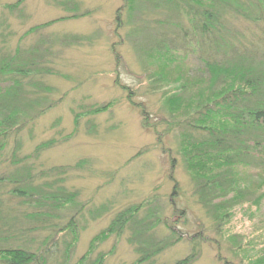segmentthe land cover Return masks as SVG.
Instances as JSON below:
<instances>
[{
    "label": "rangeland",
    "instance_id": "1",
    "mask_svg": "<svg viewBox=\"0 0 264 264\" xmlns=\"http://www.w3.org/2000/svg\"><path fill=\"white\" fill-rule=\"evenodd\" d=\"M18 1L0 0V56H14L19 49V61L32 59L36 65L25 79L31 86L25 87L18 109V125L24 126L8 138L2 156L9 164L13 152L22 159L39 144L54 142L37 157L32 155L30 166L34 175L57 168L40 182L62 177L59 184L75 194L64 214L53 219L62 226L80 210L71 263L88 254L91 242L119 212L146 200L161 219L152 232L154 240L165 247L144 264H176L194 251L198 256L192 264H248L249 257H259L264 252V184L259 208L240 206L217 228L193 196L177 133L167 131L164 96L177 85L176 75H169L170 84L156 86L149 74L159 70L156 62L135 48L143 33L132 30L141 22H148L145 35L169 27L163 22L169 18L165 8L154 9L148 2L131 21L126 0H21L11 11L8 5ZM231 21L249 36L245 20ZM159 22L164 24L159 27ZM187 60L190 77L200 76L193 72L200 71L202 62L194 56ZM104 105H109L107 110L94 112ZM255 174L249 182L257 186ZM27 221L13 220L17 232L11 233L19 235L18 229L29 227ZM52 233L51 227L33 228L26 240L34 247ZM132 238L126 229L99 239L87 262L103 255L102 264L135 263L141 243ZM64 250L61 246L60 254Z\"/></svg>",
    "mask_w": 264,
    "mask_h": 264
},
{
    "label": "trees",
    "instance_id": "2",
    "mask_svg": "<svg viewBox=\"0 0 264 264\" xmlns=\"http://www.w3.org/2000/svg\"><path fill=\"white\" fill-rule=\"evenodd\" d=\"M140 1H125L131 21L136 17L134 12L145 9L148 2L154 9L165 8L169 16L163 21L169 27L161 31L153 28V35H145L147 21L134 27L133 33H143L142 43L134 44L139 54L156 62L159 70L149 73L156 86L169 83L172 73L176 75L177 85L164 96V109L170 117L167 131L178 135V152L191 175L193 196L220 229L238 207L248 204L259 208L263 198L260 190L264 184V0ZM21 2L8 8L13 11ZM231 17L248 23L249 36L236 28ZM163 24L158 23L159 27ZM33 30L36 28L28 33ZM19 53L17 49L14 56H0V166L5 167L0 169V264H72L71 252L79 227L76 215L80 210L62 226L53 219L64 214L75 194L59 184L62 177L40 182L57 168L34 175L30 166L32 155L37 157L54 142L39 144L32 155L22 159L15 158L13 152L9 164L2 156L8 138L24 126L18 125V109L25 87L31 86L25 79L36 65L32 59L19 61ZM189 56L202 62L200 71L193 72L200 76L190 77L191 69L186 67ZM2 82L10 84L2 87ZM108 107H95L94 112ZM253 172L259 178L257 186L249 182ZM157 211L150 200L125 208L91 242L88 254L75 264H89L87 258L99 239L113 233L120 235L126 229L133 232L131 242L141 243V257L133 264L152 260L165 247L152 235L161 224ZM19 217L29 220V227L18 229L20 234L15 235L11 233L17 232L13 220ZM46 227L53 229L52 235L32 247L33 242L26 237L31 236L33 228ZM60 238V245L65 248L61 254V246L57 245ZM197 256L194 251L176 264H192ZM103 260L100 255L92 264H102ZM248 264H264V252L259 257H249Z\"/></svg>",
    "mask_w": 264,
    "mask_h": 264
}]
</instances>
